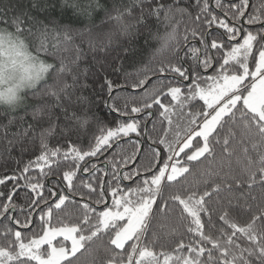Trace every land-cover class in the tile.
<instances>
[{
  "label": "snow or ice",
  "instance_id": "1",
  "mask_svg": "<svg viewBox=\"0 0 264 264\" xmlns=\"http://www.w3.org/2000/svg\"><path fill=\"white\" fill-rule=\"evenodd\" d=\"M67 6L87 16L102 7L99 0H75ZM50 7L55 5L40 0H28L27 4L23 0H0V104L9 109L0 116V146L7 154L16 147L32 154L34 159L22 173L34 167L45 182L54 181L46 188L39 178L33 182V178L23 177L31 191L27 209H20L22 222L9 214L15 208L12 201L22 176L0 179V184L16 182L12 193H0V237L4 241L0 244V264H73L86 243L101 236L107 237L110 249L106 264H264V210L258 209L246 223L232 220L225 211L218 222L223 221L226 228H220L218 235L205 232L202 214L208 216V223L212 219L208 200L222 189L230 191L231 184H215L202 193L177 190L160 202L164 191L191 171L193 162L215 157L216 145H222L231 156L230 146L238 129H243L240 147L249 177L247 186L253 187L257 176L264 185V0L259 5L251 0H215L214 6L210 0H128L104 9L125 35L137 26L150 31L153 19L166 25L163 33L152 34L160 45L153 59L163 58L157 67L147 69L158 84L145 102L130 112H146L151 117L153 113L148 110L157 107L171 126L169 114L179 109L184 126H176L172 141L162 137L139 168L135 164L142 149L114 163L103 179L96 177L95 187L91 180L82 178L83 174L95 177L99 171L93 158L99 159L132 134L139 137L140 125L126 112L124 122L98 129L100 134L93 137L87 150L72 141L89 124L84 113L87 97L77 95L87 85L80 83L79 55L71 66L61 56L72 42L69 31L49 26L39 17L38 13ZM89 44L94 51L104 47L94 44L92 38ZM76 51L79 53L78 47ZM41 53L58 59V64L40 59ZM164 53H170L171 59ZM48 77H52V84ZM145 80L133 84V89ZM105 86L111 98L112 81L105 79ZM26 89L32 90L31 105L24 102ZM50 141H55V146L50 147ZM129 161L133 166L122 170L128 168ZM76 180H81L89 197L96 196L95 202L82 204L83 216L76 222L53 223L54 209H61L69 200L61 188L72 191ZM234 183L241 186L239 179ZM45 191L51 200L45 199ZM109 195L110 204L106 202ZM170 204L180 208L182 217L191 218L187 233L192 238L187 243L181 238L171 250L157 251L159 233L153 230V221L158 211L167 214ZM96 205H102V210ZM36 216L42 234L24 237L23 230ZM150 231L154 237L151 241Z\"/></svg>",
  "mask_w": 264,
  "mask_h": 264
},
{
  "label": "trees",
  "instance_id": "2",
  "mask_svg": "<svg viewBox=\"0 0 264 264\" xmlns=\"http://www.w3.org/2000/svg\"><path fill=\"white\" fill-rule=\"evenodd\" d=\"M73 2L75 0H40V3L55 5V8L50 7L46 12L38 13L40 19L45 23H49V26L69 31L72 42L68 46V51L62 52L61 56L71 66L77 54L79 55L80 83L87 85L77 95L87 97L88 102L84 105V113L89 118V124L80 130L78 137L73 136L72 141H78L76 146L87 150L93 142V137L100 134L98 129L115 127L117 124L124 122L126 112L128 116L134 117L139 122L141 130L139 137L132 134L131 138H124L122 142L115 143L113 147L107 149L100 155L99 159L93 158L92 162L97 164L99 171H97L95 177L83 174L82 178L85 182L91 180L95 187L96 177L103 179L104 172L110 173L114 163L119 164L123 157L132 155L138 149H142L143 152L135 167L139 168L141 164L146 163V158L156 147L157 142L165 136L169 141H172L174 139L173 132L178 130L176 126L183 127L184 120L179 115V109L169 114L173 121L171 126L168 124L167 119L161 117L160 110L157 107L148 110L153 113L151 117L146 112H130L133 106H141L158 84V81L147 69L157 67L160 59L163 58L156 56L153 59L156 49L160 45L158 41L152 38V34L156 32L163 33L166 30V25L157 23L153 19L150 31L137 26L132 29L131 34L125 35L115 27L114 21L109 20L104 9L127 3L128 0H99L102 7L90 16L79 15L70 6H67ZM80 2L84 3L86 0H80ZM251 2L259 5L261 0H251ZM23 3L27 4L28 0H23ZM214 3L215 0H210L211 5L214 6ZM111 14L115 15V12ZM183 27V24L179 26L181 35L183 34ZM109 34H111L110 39ZM90 38L93 39L94 44L103 45V50L97 49L94 51L89 44ZM189 39L191 40V37ZM192 42L195 44V41ZM77 47L80 50L79 53L76 51ZM163 55L171 59L170 53H164ZM40 59L48 63L58 64L59 62L58 59L44 53L40 54ZM145 77L148 79L145 80ZM105 79L111 80L113 83L111 98H109L108 89L105 86ZM140 80H145V83L133 89L132 85ZM68 82L71 83L70 77ZM48 83H53L52 77H48ZM23 96L26 105L34 103L32 90L26 89ZM197 108H199V105H197ZM8 111L7 106L0 105V116H4ZM242 132L243 129H238L237 135L232 141L230 149L233 150V154L231 156L223 151L222 145H216L215 157H209L208 160H202L200 163L193 162L190 165L191 171L184 176L180 183L167 188L160 201L163 203V200H166L177 190L188 189L202 193L204 190H211L215 184H231L230 191L222 189L220 192L214 193L212 198L208 200L212 214L211 223H208L209 218L207 215L202 214L201 217L202 221L205 222L206 234L218 235L220 228H226L223 221L218 222L219 215L225 211L229 213L232 220L238 223H246L252 215L257 214L258 209L264 210V185L260 184L259 177L257 176L253 187L249 188L247 186L249 177L244 170L245 161L240 147ZM225 134L227 133H222V135ZM52 146H55V141H50V147ZM60 147L62 151L65 150L63 142ZM250 154L254 159L256 158L255 153ZM32 159H34L32 154L22 153L19 147L14 148L10 154H7L3 151V146H0V179L12 175L22 176L20 180L21 187L15 191L12 201L15 208L9 213L10 215H16L22 222L24 221V215L20 209H27L31 191L27 187L28 181L23 177H31L33 182L37 178L45 182L44 178L39 176V170L34 167L29 173H22V169ZM81 164L83 165V162ZM132 166V162L129 161L128 168L122 170L127 171ZM108 179L111 180L110 175ZM236 179L241 182L240 187H237L234 183ZM52 182L54 181H46V188ZM15 183V181H12L0 184V193L5 195L12 193ZM75 184L76 187L72 191H68L66 186L61 188L63 194L69 196V200L61 206V209H54L53 223H56L57 220L62 221L64 224L74 223L83 216L82 204L89 200L95 202L96 196L89 197L88 190L82 187L81 180H76ZM121 186L123 187V185ZM44 195L45 199H52L48 196L47 191ZM106 200L109 204L111 203L110 195L106 197ZM96 207L98 210H102V205H96ZM236 209H240L239 213L235 211ZM7 223V221H4V224ZM190 225L191 218L182 217L180 208L175 204H170L167 214L162 215L158 211L157 219L153 221V230L159 233L156 250H171L181 238L187 243L192 238L191 234L187 233V228ZM173 229L175 230L174 235H168ZM0 231H3V225H0ZM33 233H41L38 216L28 229L23 230V235L27 238H31ZM60 239L57 238V240ZM153 239L152 231H150L148 240ZM3 242V238L0 237V244ZM66 243L69 246V242ZM109 255L110 249L107 245V237L101 236L93 242L86 243L85 248L77 253L73 264H106ZM30 264H35V262H30Z\"/></svg>",
  "mask_w": 264,
  "mask_h": 264
},
{
  "label": "rangeland",
  "instance_id": "3",
  "mask_svg": "<svg viewBox=\"0 0 264 264\" xmlns=\"http://www.w3.org/2000/svg\"><path fill=\"white\" fill-rule=\"evenodd\" d=\"M25 91V90H24ZM0 105H3V104H0ZM59 238V237H58ZM69 246H70V241H69ZM45 247V246H44Z\"/></svg>",
  "mask_w": 264,
  "mask_h": 264
},
{
  "label": "water",
  "instance_id": "4",
  "mask_svg": "<svg viewBox=\"0 0 264 264\" xmlns=\"http://www.w3.org/2000/svg\"><path fill=\"white\" fill-rule=\"evenodd\" d=\"M142 147V146H141ZM106 202L108 203V200H106Z\"/></svg>",
  "mask_w": 264,
  "mask_h": 264
}]
</instances>
